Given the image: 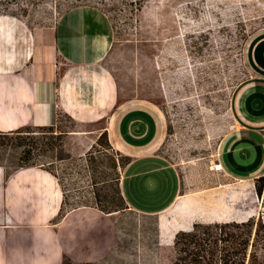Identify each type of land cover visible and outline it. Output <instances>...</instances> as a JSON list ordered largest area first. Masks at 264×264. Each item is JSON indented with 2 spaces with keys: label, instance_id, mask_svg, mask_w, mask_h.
Masks as SVG:
<instances>
[{
  "label": "rangeland",
  "instance_id": "rangeland-1",
  "mask_svg": "<svg viewBox=\"0 0 264 264\" xmlns=\"http://www.w3.org/2000/svg\"><path fill=\"white\" fill-rule=\"evenodd\" d=\"M76 5L108 16L113 40L101 64L115 81L116 108L137 103L154 111L161 133L153 149L175 166L181 186L158 214L126 209L119 181L131 152L107 133L108 117L75 121L59 112L55 125H29L22 138L0 136L5 172L22 163L28 149L27 162L57 177L64 192L60 214L78 205L122 206L109 212L113 241L100 260L62 264H172L177 231L193 222L248 218L264 257V176L232 179L210 168L240 127L233 109L237 89L264 80L252 63L264 38V0H0V14L32 28L54 24Z\"/></svg>",
  "mask_w": 264,
  "mask_h": 264
},
{
  "label": "crops",
  "instance_id": "crops-1",
  "mask_svg": "<svg viewBox=\"0 0 264 264\" xmlns=\"http://www.w3.org/2000/svg\"><path fill=\"white\" fill-rule=\"evenodd\" d=\"M112 40L108 16L90 5L32 28L0 14V131L55 125L59 112L75 121L108 117L107 133L131 152L119 181L126 209L158 214L178 198L179 174L153 149L161 133L154 111L137 103L116 108L115 81L101 64ZM252 55L264 73V38ZM233 109L240 127L219 153L222 167L232 179L264 176V80L243 83ZM62 201L48 169L32 164L5 172L0 165V264L90 263L108 252L112 213L78 205L60 214Z\"/></svg>",
  "mask_w": 264,
  "mask_h": 264
},
{
  "label": "trees",
  "instance_id": "trees-1",
  "mask_svg": "<svg viewBox=\"0 0 264 264\" xmlns=\"http://www.w3.org/2000/svg\"><path fill=\"white\" fill-rule=\"evenodd\" d=\"M48 129L51 130V128ZM24 131L32 130L29 125H26L8 132L0 131V136L12 137L15 135L17 138H22L21 135ZM21 142L20 139L18 143ZM28 152L27 149L23 153L28 155ZM27 155L19 157L22 163L15 168L33 164L26 161ZM128 161L129 159L126 163ZM257 178H262V175ZM119 195L121 202H124L120 190ZM121 207L117 204L111 210ZM99 209L106 213L111 211ZM252 226L250 218L244 221L193 222L190 230H179L175 233L172 243L174 249L172 264H264V257L258 255L255 243L259 231L255 227L252 239ZM260 232L264 238L263 229H260Z\"/></svg>",
  "mask_w": 264,
  "mask_h": 264
},
{
  "label": "built area",
  "instance_id": "built-area-1",
  "mask_svg": "<svg viewBox=\"0 0 264 264\" xmlns=\"http://www.w3.org/2000/svg\"><path fill=\"white\" fill-rule=\"evenodd\" d=\"M210 168L214 171L225 173V170L223 169L222 164L220 162V155L219 154H217V157L211 161Z\"/></svg>",
  "mask_w": 264,
  "mask_h": 264
},
{
  "label": "bare ground",
  "instance_id": "bare-ground-1",
  "mask_svg": "<svg viewBox=\"0 0 264 264\" xmlns=\"http://www.w3.org/2000/svg\"><path fill=\"white\" fill-rule=\"evenodd\" d=\"M165 33H166V32H165ZM165 33H164V36L166 35ZM164 36H163V37H164ZM162 42H163V40H162ZM226 133H227V132H226ZM252 136H253V135H252ZM250 137H251V135H250ZM255 138H256V137H255ZM243 140H244V139H243ZM248 141H249V140H248ZM258 141H259V140H258ZM253 143H254V142H253ZM253 176H254V175H253ZM239 180H240V179H239ZM186 194H187V193H186ZM186 194H184V196H185ZM180 195H181V194H180ZM184 201H185V200H184Z\"/></svg>",
  "mask_w": 264,
  "mask_h": 264
}]
</instances>
